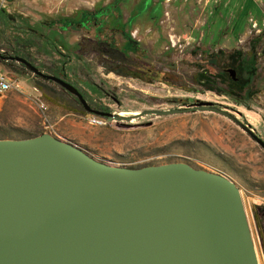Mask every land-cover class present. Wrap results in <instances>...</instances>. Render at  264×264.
Masks as SVG:
<instances>
[{"label": "rangeland", "instance_id": "obj_1", "mask_svg": "<svg viewBox=\"0 0 264 264\" xmlns=\"http://www.w3.org/2000/svg\"><path fill=\"white\" fill-rule=\"evenodd\" d=\"M112 1L0 0V56L22 58L45 75L62 77L97 111L126 113L130 118L147 111L183 112L145 115L123 123H106L100 118L104 126H91L93 115L72 96L22 65L0 59V75L19 85V91L0 94V140L50 135L76 144L94 159L112 166L142 168L183 163L225 176L239 191L258 264H264L252 216L254 207L264 206V151L229 119L191 110L199 104H210L244 125L255 119L257 124L251 128L264 142L261 1L262 9L255 0H242L241 9L234 8L237 0H221L220 4L217 0L212 4L208 0H129L123 5L125 32L138 43L136 55L130 53L128 57L158 78L165 75L174 81L173 86L160 79L149 82L150 75L135 79L106 72L97 55L88 52L90 44L94 45L92 30L66 31L59 24L81 21L83 12L97 11ZM116 41L123 44L119 36ZM250 41L258 43L260 73L255 84L258 94L252 101L206 92L195 83L198 70L194 65L210 64L212 60L197 54V49L204 46L214 56L225 53L226 57L216 59L225 67L232 53L249 51ZM121 71L137 76L129 68ZM35 99L46 105L43 112L35 106ZM236 102L246 103L247 108Z\"/></svg>", "mask_w": 264, "mask_h": 264}, {"label": "water", "instance_id": "obj_2", "mask_svg": "<svg viewBox=\"0 0 264 264\" xmlns=\"http://www.w3.org/2000/svg\"><path fill=\"white\" fill-rule=\"evenodd\" d=\"M1 57V56H0ZM93 116L133 118L89 107L71 84L45 75ZM263 151L248 125L210 104ZM0 264H258L239 191L225 176L183 163L142 168L105 164L50 135L0 140Z\"/></svg>", "mask_w": 264, "mask_h": 264}, {"label": "trees", "instance_id": "obj_3", "mask_svg": "<svg viewBox=\"0 0 264 264\" xmlns=\"http://www.w3.org/2000/svg\"><path fill=\"white\" fill-rule=\"evenodd\" d=\"M129 0H113L106 7L101 8L94 12H83L81 14V20H84L86 26L91 30L96 27L94 31V35L97 38H94V45L90 44L92 48L88 52H93L97 55L98 62L101 67H104L106 72L117 74L118 76L126 77V78H135L140 79L141 76L150 75L151 79L149 82H154L157 79H160L159 82L167 84L169 86L174 85V81H171L165 75L161 78H158L155 73H151L150 71L145 70L142 66L135 63L131 58H129V54L132 53L136 55L138 50V43L134 41L129 34L125 32V23L123 20V15L121 12V7L125 5ZM81 21H64L59 24L63 28V30H68L70 28H83L80 25ZM116 32V35L114 34ZM119 36L123 40V44H120L116 41V37ZM250 48L247 53H243V71H242V79L244 80V84L236 85L228 82L222 76V68L224 65L216 61L217 57H226L225 53H218L217 55H209V52L206 47H200L195 52L205 58H209L212 60L210 64H196L194 67L198 70V73L195 78V83L200 86L204 91L225 95V96H239L243 97L246 102H250L254 99V97L258 94L255 88V84L257 80L260 78V73L258 72V63L256 57V48L258 43L254 42L251 44L249 42ZM254 45V46H252ZM97 48V49H95ZM107 49L114 51L111 52H102L100 50ZM85 52H87V48H84ZM98 50V51H96ZM121 56L122 60L118 61L117 56ZM236 56V53L230 55L228 60L233 59ZM1 58V57H0ZM114 66V67H113ZM128 68L137 74V76L132 77L127 73H122L121 70ZM139 75V76H138ZM55 77V76H54ZM64 81V80H63ZM66 82V81H65ZM68 83V82H66ZM180 87L179 85H177ZM75 87V86H74ZM221 87L224 92L221 91ZM62 90V89H61ZM79 91V90H78ZM65 92V91H64ZM83 99L85 96L80 91ZM106 94V93H105ZM71 96V95H70ZM74 98V97H73ZM74 100L79 104L77 99ZM239 106L246 107V103H237ZM81 106V105H80ZM98 111L105 112V110L99 109ZM121 116L127 117L126 113H120ZM250 128L257 124V121L254 119H250ZM114 123H123V122H114ZM251 130L255 133V128L252 127ZM29 139V138H28ZM23 140V139H22ZM259 213L262 214L261 220L264 223V206H256L253 208V220L255 223L258 221ZM261 245H262V253L264 256V237L261 236Z\"/></svg>", "mask_w": 264, "mask_h": 264}, {"label": "flooded vegetation", "instance_id": "obj_4", "mask_svg": "<svg viewBox=\"0 0 264 264\" xmlns=\"http://www.w3.org/2000/svg\"><path fill=\"white\" fill-rule=\"evenodd\" d=\"M81 26H83V28H77L80 29L81 31H87L88 33H90L89 28L86 26V23H84V20H81L80 23ZM93 32V39L97 38L94 35V31L96 30V27L91 29ZM114 34L116 35V32H114ZM98 51V50H96ZM100 51H104V52H114L111 50H107V49H102ZM236 53V56L233 59L227 60L228 64L222 68V76L225 80H227L228 82L232 83V84H236V85H243L244 84V80L242 79V71H243V54L240 52H234ZM233 54V53H232ZM224 58V57H221ZM219 57H217V59H221ZM1 60H4L5 58L1 56L0 58ZM8 61V59H5V62ZM23 66V65H22ZM24 67V66H23ZM37 77V76H36ZM61 80H64L62 77L59 76H55ZM39 78V77H38ZM65 81V80H64ZM73 86V85H72ZM76 88V87H75ZM77 89V88H76ZM78 90V89H77ZM80 92V90H79ZM238 103V102H236Z\"/></svg>", "mask_w": 264, "mask_h": 264}, {"label": "built area", "instance_id": "obj_5", "mask_svg": "<svg viewBox=\"0 0 264 264\" xmlns=\"http://www.w3.org/2000/svg\"><path fill=\"white\" fill-rule=\"evenodd\" d=\"M10 91H19V85L15 81H12L10 78L0 75V94H4ZM34 104L41 112L46 109V105L39 99H35ZM91 119L95 120V127L105 125V122H103L102 119L96 116H92Z\"/></svg>", "mask_w": 264, "mask_h": 264}, {"label": "crops", "instance_id": "obj_6", "mask_svg": "<svg viewBox=\"0 0 264 264\" xmlns=\"http://www.w3.org/2000/svg\"><path fill=\"white\" fill-rule=\"evenodd\" d=\"M218 1V3L220 4L221 3V0H217ZM259 1H261V5H263V7L262 8H264V2H263V0H255V2H256V4H258L259 5ZM208 2H209V4H212V3H215V0H208ZM243 3V1L242 0H237L236 1V6H234V8H240L241 9V7H239L240 6V4L239 3ZM261 5H259L260 6V8H261ZM211 8V7H210ZM261 8V9H262ZM207 23V22H206ZM206 25V24H205ZM261 216H262V214H260L259 213V216H258V221H257V223H255V228L257 229V232H258V236H259V239H260V234H261V236L262 237H264V223L262 222V220H261ZM260 241H261V239H260Z\"/></svg>", "mask_w": 264, "mask_h": 264}, {"label": "bare ground", "instance_id": "obj_7", "mask_svg": "<svg viewBox=\"0 0 264 264\" xmlns=\"http://www.w3.org/2000/svg\"><path fill=\"white\" fill-rule=\"evenodd\" d=\"M89 124L91 126H95V120H92L91 118L89 119ZM256 252V251H255ZM257 256V255H256Z\"/></svg>", "mask_w": 264, "mask_h": 264}]
</instances>
